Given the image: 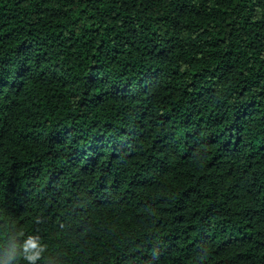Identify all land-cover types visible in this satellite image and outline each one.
Returning a JSON list of instances; mask_svg holds the SVG:
<instances>
[{
  "label": "trees",
  "instance_id": "16d2710c",
  "mask_svg": "<svg viewBox=\"0 0 264 264\" xmlns=\"http://www.w3.org/2000/svg\"><path fill=\"white\" fill-rule=\"evenodd\" d=\"M0 264H264V0H0Z\"/></svg>",
  "mask_w": 264,
  "mask_h": 264
}]
</instances>
